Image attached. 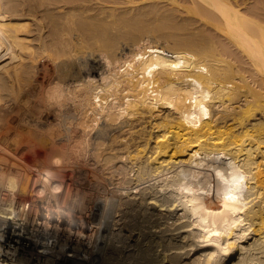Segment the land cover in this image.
Listing matches in <instances>:
<instances>
[{"label": "bare ground", "instance_id": "6f19581e", "mask_svg": "<svg viewBox=\"0 0 264 264\" xmlns=\"http://www.w3.org/2000/svg\"><path fill=\"white\" fill-rule=\"evenodd\" d=\"M190 1L252 79L214 43L114 40L116 0H0V262L264 264V21L251 0ZM41 55L78 67L66 89L96 111L83 162L26 107ZM12 152L48 160L24 180Z\"/></svg>", "mask_w": 264, "mask_h": 264}, {"label": "rangeland", "instance_id": "374dc122", "mask_svg": "<svg viewBox=\"0 0 264 264\" xmlns=\"http://www.w3.org/2000/svg\"><path fill=\"white\" fill-rule=\"evenodd\" d=\"M126 1L127 0H116L115 2L116 4L115 3L105 4L108 8L110 7L108 10H113L115 19L121 20L122 17H124L123 19L130 20V22L124 23L125 27L123 23L117 26L113 24L114 28H111L110 26L108 27L109 36L113 39L115 38L114 40H118V37L120 39V36H121V39H137L140 37V34L145 33V32H151V33L159 35L161 40L163 39V42L170 39L171 42L173 41L172 45L176 44L174 43L175 38H177L178 40H181L183 37L192 39L194 42L197 43V45L198 44L209 45V42H210V45H212V43H214V45L219 46V49L221 50L223 49L222 51H224L225 54H229V58L232 57V59H234V57L237 56V59H240L241 57L243 61H245V65L241 63H238V64H241L242 66L244 65L243 67H246L245 69L246 73L249 75L250 79H252L254 75V72H253L254 69L253 67H251V65L249 67L248 63H247L248 65L246 64L247 59H245L246 58L245 54L241 53V51L237 47L231 45L227 37L223 35V33L221 34V32L218 31L219 29L216 28L214 23L209 22L205 16L203 20L202 18L203 15L200 16L201 14L198 15V13L194 12L192 8V6L194 5L191 3L190 0H178V1L176 0L178 3L177 8L176 6L169 3V1H172V0H157V1L156 0H152V1L151 0H141V1L135 0V3L133 0V3H134L133 5H131L132 0L130 2L131 4ZM147 1H149V3H146ZM122 3L125 6H122V5L118 6ZM181 3L187 6L181 5ZM142 6H144V9ZM250 6L251 7L255 6L253 10L255 9L254 11L257 12L256 13L257 15L251 14V16L252 17L256 16L257 19L264 21V0H251ZM140 7H141V11H140ZM243 8H246V6H244ZM142 9L144 10L143 12H142ZM189 10L191 11L189 12ZM208 11L211 12V14L215 12L211 8L208 9ZM138 12L140 13V15ZM123 13L124 15H122ZM172 13L174 15H172ZM116 15H118V17H116ZM157 17H158V20L156 22ZM140 18L142 20V24L139 23L141 21ZM137 23L139 24V26ZM143 23H144V26H143ZM153 23H158V28H157V25ZM133 27L135 31H133ZM251 27L252 26H250V29L252 30L254 29V31H256L255 30L256 27H252V28ZM129 32H131V34H129ZM134 32H135V35H134ZM229 45L231 46L230 47L231 52L227 50V46ZM38 59L40 60H38V67H37L36 75L34 77V83L28 86V89L25 95V98H26L25 104H26L27 109L30 111L29 114L34 115L37 119H39V121L42 122L40 129L42 128V132L45 134L44 137H46L47 135L52 140H54L53 142L57 143V145L59 144L58 146L66 145L67 153L70 156L75 157L77 160L83 162L86 158V153L93 145H95V143H94V138L92 137V135L88 134L87 131H85L84 126L82 125L81 122L87 119L94 118L96 111L90 108L91 106L90 104L86 103L85 105H82L79 102V100L77 101L74 99L72 95H78L80 94L81 91L77 90L74 92V94H72L66 89L67 83L74 84L80 79V77H78L76 73L78 67L72 63H67L66 61L59 62V63L55 62L50 57L45 56V55L39 56ZM237 59L235 58L234 60L239 62V60ZM6 109L8 111L9 107H6ZM104 133L106 134L107 131H105ZM12 154L14 157H17V158L19 157L20 160H23L21 161L23 166H25L27 163V165L24 168L26 172L23 171V175L24 176L26 175L27 177L33 174V170L37 166L42 167L43 165L42 163L43 162L45 163L48 160V155H44L41 153L33 154L34 157H29L30 152L29 153L27 152V154H29L28 156H26L27 154H24V155L21 154V156L17 154V156H15L16 153L14 152H12ZM40 156L41 157L44 156L45 159L43 157L41 158ZM39 157L42 160H40ZM23 162H25V165ZM24 176H22V179L24 178L27 179V177L26 176L24 177ZM35 261L38 262V259H35ZM0 264H10V263L8 261L3 260L0 262Z\"/></svg>", "mask_w": 264, "mask_h": 264}]
</instances>
